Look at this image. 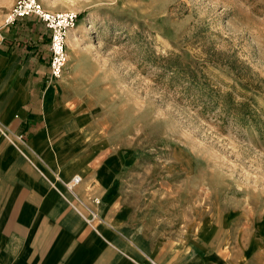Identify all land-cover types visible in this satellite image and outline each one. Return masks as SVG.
Here are the masks:
<instances>
[{"label": "rangeland", "instance_id": "rangeland-1", "mask_svg": "<svg viewBox=\"0 0 264 264\" xmlns=\"http://www.w3.org/2000/svg\"><path fill=\"white\" fill-rule=\"evenodd\" d=\"M44 1L77 13L79 58L160 203L252 236L264 224V0Z\"/></svg>", "mask_w": 264, "mask_h": 264}, {"label": "crops", "instance_id": "crops-1", "mask_svg": "<svg viewBox=\"0 0 264 264\" xmlns=\"http://www.w3.org/2000/svg\"><path fill=\"white\" fill-rule=\"evenodd\" d=\"M12 1L0 0V264H264V224L246 239L230 236L226 221L195 220L145 186L107 117L104 89L93 86V62L79 58L82 25L69 32L66 68L52 79L49 30L33 16L5 24ZM75 174L77 193L100 199L94 227L56 181Z\"/></svg>", "mask_w": 264, "mask_h": 264}, {"label": "built area", "instance_id": "built-area-1", "mask_svg": "<svg viewBox=\"0 0 264 264\" xmlns=\"http://www.w3.org/2000/svg\"><path fill=\"white\" fill-rule=\"evenodd\" d=\"M27 16L36 17L49 30V75L52 79H59L66 68L68 60L67 35L77 24V13L72 10L47 9L39 0H16L4 21L5 24H11ZM12 134L20 143H26L23 133ZM56 181L62 186L63 193L70 196L71 208L88 226L94 227L101 220V216L96 210L100 199L94 196L86 200L77 193L76 187L81 182L80 175L75 174L68 180L56 175Z\"/></svg>", "mask_w": 264, "mask_h": 264}, {"label": "bare ground", "instance_id": "bare-ground-1", "mask_svg": "<svg viewBox=\"0 0 264 264\" xmlns=\"http://www.w3.org/2000/svg\"><path fill=\"white\" fill-rule=\"evenodd\" d=\"M73 29H74V28H73ZM68 34H69V33H68ZM67 37H68V35H67ZM62 75H63V73H62ZM62 75H61V76H62ZM60 78H61V77H60Z\"/></svg>", "mask_w": 264, "mask_h": 264}]
</instances>
